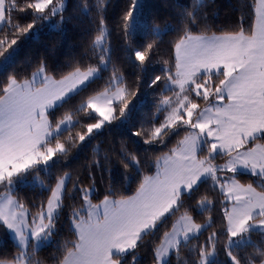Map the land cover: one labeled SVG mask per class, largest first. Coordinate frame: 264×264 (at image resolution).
<instances>
[{"label": "snow or ice", "instance_id": "obj_1", "mask_svg": "<svg viewBox=\"0 0 264 264\" xmlns=\"http://www.w3.org/2000/svg\"><path fill=\"white\" fill-rule=\"evenodd\" d=\"M108 2L83 0L80 8L85 16L95 12L93 23L98 19L90 43L95 64L77 62L56 78L41 59L30 77L10 74L0 81V228L11 234L17 248L10 258L0 257V264H41L37 253L52 242L65 201L75 200L77 194L80 206L72 207L69 217L76 238L62 246L57 264H140L137 250L148 244L153 264H172L171 256L179 258L185 249L193 254L191 264H221L222 235L227 257L223 264H256L257 259L264 264V240H252L253 234L264 237V0H255L254 22L247 31L243 26L219 35L194 31L204 0H192L181 13L174 65L164 67L148 84L163 83L162 93H171L162 94L156 106L163 119L156 126L157 115L148 121L151 128L130 133L143 136L150 146H167L173 136L179 139L151 162L121 146L123 178L139 177L133 195L115 198L109 186L103 199L93 203L94 182L84 187L68 171L56 175L54 185L40 179L42 172L52 178V170L73 149L86 148L114 121L130 119L128 98L136 92L112 61ZM142 8L141 0H130L121 17L125 37L136 30ZM64 10V0H0V70L14 61V46L22 36L53 17L63 22ZM28 17L31 22L22 24ZM153 33L159 36L161 30L156 27ZM156 46L155 41L136 49L129 46L140 72L147 71ZM108 71L103 87L83 97ZM62 109L67 110L57 117ZM93 153L90 178L92 169H103V162L112 159L107 153L101 158L98 146ZM218 158L223 163H217ZM145 167H154V173L144 174ZM242 174L258 182L241 183L237 177ZM29 176L48 192L46 199L32 205L35 211L18 195ZM204 185L224 197L220 203L225 223L223 233L213 231L193 245L213 227L215 203L208 193L200 194ZM205 214L206 221L197 222L196 217ZM169 222L170 230L161 233ZM247 247L253 254L241 257L239 250Z\"/></svg>", "mask_w": 264, "mask_h": 264}, {"label": "trees", "instance_id": "obj_2", "mask_svg": "<svg viewBox=\"0 0 264 264\" xmlns=\"http://www.w3.org/2000/svg\"><path fill=\"white\" fill-rule=\"evenodd\" d=\"M91 4L94 0H88ZM130 0H109L106 12V22L111 32L110 43L112 50V61L123 73L126 84L130 89L136 92L135 96H130L129 108L132 109L130 119L126 122L120 120L114 121L112 125L107 126L101 135H98L91 143L84 148L73 149L66 160L62 161L52 170V178L45 173H40V177L44 179L46 184L54 185L56 175H60L65 171L72 173L73 179L79 177L81 185L88 187L95 185L93 201L99 202L104 195L108 193L109 186L115 189V198L121 195H133L138 185L139 177L130 180H125L124 169L119 163V151L123 145L128 151L136 153L142 161L145 159L149 162L154 161L157 156L168 152L169 148L175 146L179 137L173 136L167 146L161 145H146L143 143L144 137H136L130 135L136 131H140L142 127L149 129L152 127L149 120H152L157 115L159 119L155 120L156 126L163 119V114H157L156 106L162 94L164 84L159 87H149L151 79L156 75H162V69L166 66L174 65V50L173 44L180 34L177 29L181 26V13L192 5V0H141L143 8L139 14V23L136 30L128 37H125L121 27V17L127 9ZM83 0H68V3L63 12V22L57 16L54 19L55 26H52L49 21L38 23L31 33L22 36L18 40V52L14 61L7 67L6 70H0V81H4L8 75L15 74L18 78L23 79L30 77L35 71L36 66L41 59L46 60L49 74L60 77L72 70V67L77 62L84 64L97 61L92 57L90 51V43L95 35L94 29L98 24L93 23L92 18L95 17L93 11L90 16L82 14L80 8ZM254 4L255 0H204V7L200 10L199 17L201 22L194 29L197 33L206 31L210 34H221L223 32L237 31L241 26L247 31L254 22ZM31 22V17L21 20L22 24ZM158 27L161 30V35L156 36L153 29ZM156 42L154 56L151 63L148 64L147 71L140 72L134 66V56L131 55V49L141 48L148 43ZM11 51V49L9 50ZM89 57H92L89 59ZM3 60V57H0ZM168 61V65L164 61ZM138 63V62H135ZM174 71V67H173ZM110 71L103 73V80H98L91 88L83 94V97L92 94L93 90H99L103 87L105 81L108 80ZM77 98L75 103L79 102ZM69 105L68 107H72ZM57 112L59 117L63 111ZM93 122V121H89ZM183 135V133L181 134ZM264 143V141H262ZM99 147L100 157L105 153L109 154L112 159L104 161L103 169H92V178L89 177L88 165L94 159L93 149ZM115 149V152H113ZM110 170V171H109ZM147 167L144 168V174H151ZM94 178V181H93ZM32 176L28 178L27 186L23 187L18 192L19 198L28 205L32 211L33 204H38L41 200L46 199L48 192L42 191L38 185L32 183ZM241 183H257V178L242 174L237 177ZM71 187V185H69ZM208 193L214 200L215 207L211 213L213 227L204 232L199 241H193L192 244L203 243L209 234L213 231L223 233L222 225L225 223L223 219L224 205L220 203L224 197L219 191H212L210 185H204L201 188L200 194ZM199 198V194L196 197ZM81 203L80 197L77 194L76 199H67L65 208L57 223L56 234L52 238L50 244L44 245L37 253L36 258L41 261V264H57V259L61 256L62 246L65 242L74 240L70 226V215L72 207H79ZM195 203V201H193ZM226 204V202H225ZM193 215H196L193 213ZM197 222L204 223L207 219V214L197 216ZM174 219V218H173ZM171 222L161 230L170 229ZM149 237L147 240H152ZM252 240L260 244L264 237L258 234L252 235ZM158 242V240L156 241ZM224 237L221 236V243L218 245V260L223 264L227 260L222 251ZM70 246V245H69ZM151 244L137 250V259L140 264H153L151 252ZM17 248L10 234L3 228H0V257H11ZM254 252L251 247L239 250L241 257L250 256ZM193 254L185 249L180 257L171 256L172 264H191ZM259 264V259L256 260Z\"/></svg>", "mask_w": 264, "mask_h": 264}, {"label": "rangeland", "instance_id": "obj_3", "mask_svg": "<svg viewBox=\"0 0 264 264\" xmlns=\"http://www.w3.org/2000/svg\"><path fill=\"white\" fill-rule=\"evenodd\" d=\"M64 3H65V7H66V5H67V3H68V0H64ZM56 17H53L48 23H50L52 26H55V22H54V19H55ZM51 75V74H50ZM56 78H58V77H56ZM60 78V77H59ZM168 95H171V93L170 94H168ZM203 106V105H202ZM217 163H223V160L222 159H219L218 158V160H217ZM155 171V170H154ZM154 173V172H153ZM40 179H42L41 177H40ZM42 180H44V179H42ZM46 183V182H45ZM92 202L93 203H98V202H94L93 201V199H92ZM226 202V204H228V206L230 207V204L227 202V201H225ZM171 228V227H170ZM168 230H170V229H168Z\"/></svg>", "mask_w": 264, "mask_h": 264}, {"label": "crops", "instance_id": "obj_4", "mask_svg": "<svg viewBox=\"0 0 264 264\" xmlns=\"http://www.w3.org/2000/svg\"><path fill=\"white\" fill-rule=\"evenodd\" d=\"M211 35V34H210ZM217 35H219V34H217ZM262 142V141H261ZM263 143V142H262ZM229 175H231V174H229ZM257 181V180H256ZM258 182V181H257ZM259 190V189H258ZM10 234V233H9ZM10 236H11V234H10Z\"/></svg>", "mask_w": 264, "mask_h": 264}]
</instances>
